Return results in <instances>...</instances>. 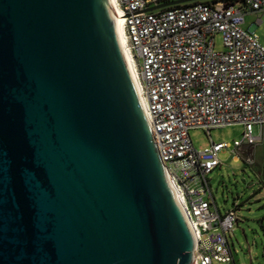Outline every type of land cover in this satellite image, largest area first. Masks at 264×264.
<instances>
[{
	"label": "water",
	"instance_id": "water-1",
	"mask_svg": "<svg viewBox=\"0 0 264 264\" xmlns=\"http://www.w3.org/2000/svg\"><path fill=\"white\" fill-rule=\"evenodd\" d=\"M193 246L105 0H0V264H190Z\"/></svg>",
	"mask_w": 264,
	"mask_h": 264
},
{
	"label": "built area",
	"instance_id": "built-area-1",
	"mask_svg": "<svg viewBox=\"0 0 264 264\" xmlns=\"http://www.w3.org/2000/svg\"><path fill=\"white\" fill-rule=\"evenodd\" d=\"M173 1L117 0L119 18L145 119L193 237L190 264H235L228 234L238 222L237 205L222 213L208 178L221 166L219 153L230 147L210 142L195 150L188 132L241 126L235 151L263 141L264 47L244 24L248 14L264 16V0H197L147 11ZM259 22L257 17L254 24ZM244 163L251 167L252 157Z\"/></svg>",
	"mask_w": 264,
	"mask_h": 264
},
{
	"label": "rangeland",
	"instance_id": "rangeland-1",
	"mask_svg": "<svg viewBox=\"0 0 264 264\" xmlns=\"http://www.w3.org/2000/svg\"><path fill=\"white\" fill-rule=\"evenodd\" d=\"M257 17L260 22L255 25ZM244 28L255 33L264 47V16L246 15ZM214 43L215 49L221 51L219 35L215 36ZM188 133L195 150L208 148L210 142L229 145L230 148L218 155L221 166L208 176L212 192L222 213L230 209L233 203L238 204V222L232 233L228 234L234 263L264 264V138L253 148L235 151L233 142L241 141V126L219 127L209 132L193 128ZM248 156L253 159L251 167L244 163Z\"/></svg>",
	"mask_w": 264,
	"mask_h": 264
},
{
	"label": "bare ground",
	"instance_id": "bare-ground-1",
	"mask_svg": "<svg viewBox=\"0 0 264 264\" xmlns=\"http://www.w3.org/2000/svg\"><path fill=\"white\" fill-rule=\"evenodd\" d=\"M105 3H106L107 11H108L110 25H111L114 37L116 39V43L118 45L124 66L126 68L128 76L135 89L137 99L141 106L142 112L145 115V108H143V105H142L144 104V101L142 99L143 97L141 96V92H140L141 84H140L139 77H138L134 62L132 60V57H131V54L128 48L127 39H126L124 30L122 27V21H121V18H119L122 16V14L120 13L118 9L117 0H105Z\"/></svg>",
	"mask_w": 264,
	"mask_h": 264
},
{
	"label": "crops",
	"instance_id": "crops-1",
	"mask_svg": "<svg viewBox=\"0 0 264 264\" xmlns=\"http://www.w3.org/2000/svg\"><path fill=\"white\" fill-rule=\"evenodd\" d=\"M260 151H261V153H262V155H263V147H261ZM261 157H262V156H261ZM235 160H236V159H235Z\"/></svg>",
	"mask_w": 264,
	"mask_h": 264
},
{
	"label": "trees",
	"instance_id": "trees-1",
	"mask_svg": "<svg viewBox=\"0 0 264 264\" xmlns=\"http://www.w3.org/2000/svg\"><path fill=\"white\" fill-rule=\"evenodd\" d=\"M237 208H238V204H237Z\"/></svg>",
	"mask_w": 264,
	"mask_h": 264
}]
</instances>
